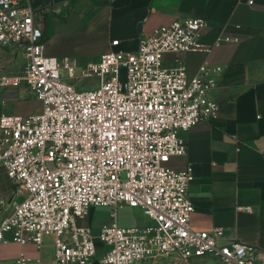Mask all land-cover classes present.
I'll use <instances>...</instances> for the list:
<instances>
[{"label":"built area","instance_id":"built-area-1","mask_svg":"<svg viewBox=\"0 0 264 264\" xmlns=\"http://www.w3.org/2000/svg\"><path fill=\"white\" fill-rule=\"evenodd\" d=\"M34 13L29 0H0V46L24 58L19 73L0 70V85L24 83L40 104L30 114H0V170L11 185L8 194L0 186V249L15 243V264H31L22 247L40 248L50 237L49 264H133L158 255L174 264L204 255L216 264H261L255 246L222 241L223 228L191 227L192 167L168 164L187 152L183 132L219 108L209 92L220 65L202 63L188 76L183 65L163 62L166 53L209 51L200 42L207 20L177 17L141 35L135 51L111 48L78 67L45 54ZM229 41L237 38L221 30L215 45ZM93 78L94 87L78 88ZM123 205L147 222L119 225ZM93 207L109 209L97 233L78 222Z\"/></svg>","mask_w":264,"mask_h":264},{"label":"crops","instance_id":"crops-1","mask_svg":"<svg viewBox=\"0 0 264 264\" xmlns=\"http://www.w3.org/2000/svg\"><path fill=\"white\" fill-rule=\"evenodd\" d=\"M29 2L35 11V22L43 31L45 54L58 58L70 55L78 67L96 62L111 48L135 51L141 35L177 17L207 20L200 42L210 46L209 51L166 53L163 62L166 66L183 65L188 76L194 75L202 63L220 65L217 85L209 92L219 102V108L215 116L200 120L183 132L187 152L172 156L168 164L174 169L192 167L188 186L194 206L191 227L223 228L222 241L255 246L257 260L264 264V0ZM221 30L237 41L215 45ZM112 40L118 43L112 45ZM23 64L20 51L0 46V70L17 74ZM39 109L38 100L24 83L0 85V114L26 115ZM245 206L251 210L242 209ZM135 214L136 223L147 222L139 210ZM89 226L97 233L102 225ZM19 250L15 243L1 246L0 264H15ZM22 250L33 259L31 264H49L51 238L46 237L40 248L29 243ZM101 250L98 243L99 253ZM191 263L216 261L204 255L192 258ZM92 264H98L97 259ZM133 264H174V258L158 255Z\"/></svg>","mask_w":264,"mask_h":264},{"label":"rangeland","instance_id":"rangeland-1","mask_svg":"<svg viewBox=\"0 0 264 264\" xmlns=\"http://www.w3.org/2000/svg\"><path fill=\"white\" fill-rule=\"evenodd\" d=\"M69 58L71 60H73L74 62L76 61V59L72 58V56H70V55H69ZM92 82H95L93 84V87H94L96 84V79L93 78V79L81 80V83H83V84L81 86H79L78 88H80V89L90 88V87H92L90 85V83H92ZM122 177H124V176L122 175ZM0 186H1L2 191L4 193H6V194L9 193V190L11 189L10 182H9L8 178L6 177V175L1 170H0ZM106 210H109V209L106 207H93V209L91 210V213L88 214L90 216H88V218L86 216V219H79L78 222L79 223H85L87 225H89V223H91L92 226L97 225V227H99L100 225H104L105 222L109 218ZM135 212H136V209L129 207L127 205L119 207L117 209L118 224L129 226V225L136 223L137 215L135 214ZM89 217L91 219V222H89ZM100 220H102V221H100Z\"/></svg>","mask_w":264,"mask_h":264}]
</instances>
